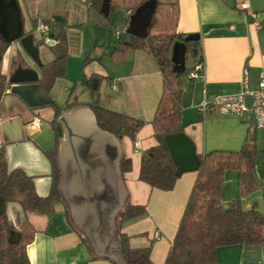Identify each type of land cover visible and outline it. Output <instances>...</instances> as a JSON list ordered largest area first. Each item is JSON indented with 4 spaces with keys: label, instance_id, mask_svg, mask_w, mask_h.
I'll return each instance as SVG.
<instances>
[{
    "label": "crops",
    "instance_id": "obj_1",
    "mask_svg": "<svg viewBox=\"0 0 264 264\" xmlns=\"http://www.w3.org/2000/svg\"><path fill=\"white\" fill-rule=\"evenodd\" d=\"M18 1L23 36H31L38 54L33 56L18 39L10 42L4 55L0 69L8 85L0 98V147L6 150L8 169H23L32 176L39 196H47L52 187L51 163L44 148L49 144L47 129L55 136L52 122L57 106L73 103L58 118L62 198L55 211H25L20 203L7 202L6 215L12 226L18 225L21 233L27 224L35 229L27 246L31 264H125L121 233L128 236L131 248H150L153 263L166 264L200 158L216 150L240 151L249 137L259 149L257 188L243 198L240 172L228 169L221 206L228 210L242 199L245 208L255 206L264 212V128L254 125L250 112L221 114L211 108L203 115L199 110L204 100L241 92L245 69L250 86L258 85L264 67V0H163L179 5L178 33L200 36L198 55L187 59L185 67L190 70L197 62L204 65L198 77H191L188 70L177 78L184 139L177 141L176 148L185 170L169 191L139 179L144 153L157 144L152 121L163 92V73L146 50L133 49L122 60H113V51L127 46L123 27L127 13L117 8L108 25L90 18L87 0ZM57 17L65 21L69 41L66 74L56 79L49 92L42 87L53 103L30 106L11 92V86L41 84V66L54 59L51 46L57 43L49 45L38 25L48 23L57 40ZM255 22L262 26L258 28ZM117 28L125 29L122 38ZM95 74L103 77L97 98L102 107L145 121L135 140L98 126L90 106L95 96L82 82L84 76ZM123 157L132 162L126 173L121 169ZM128 205L144 207L145 212L121 221ZM210 264H264V245L221 246L217 261Z\"/></svg>",
    "mask_w": 264,
    "mask_h": 264
},
{
    "label": "trees",
    "instance_id": "obj_2",
    "mask_svg": "<svg viewBox=\"0 0 264 264\" xmlns=\"http://www.w3.org/2000/svg\"><path fill=\"white\" fill-rule=\"evenodd\" d=\"M147 0H87L89 15L93 21L110 24L117 8L127 16L123 27L130 23L129 10L135 11ZM179 5L173 2L157 0L147 35L133 36L132 45L116 49L112 53L114 61H120L133 49L150 52L156 59L163 73V92L157 106L152 124L157 144L148 149L143 157L139 179L152 188L169 191L175 188L180 175L177 164L171 154L167 137L183 133L181 90L177 78L189 69L177 71L173 68L172 53L175 43L185 42L186 60L198 55L200 39L187 40L189 35L177 32ZM59 27L55 36L57 44L51 46L54 59L41 66L39 82L49 92L55 81L66 74L69 41L65 21L54 20ZM10 43L0 36V66ZM88 59L84 60L83 65ZM103 77L95 74L84 76L82 82L92 91L95 101L90 104L98 126L117 137L128 136L135 140L145 121L102 107L98 101ZM7 77L0 69V98L6 91ZM73 105L57 106L52 122L55 131L53 147L47 151L51 163L52 187L45 197L36 192L34 178L23 169H8L6 150L0 147V194L7 202H18L25 211L51 214L61 200V169L58 163L60 135L57 132L58 118L62 110ZM259 149L252 138H248L240 151L216 150L200 158L198 175L192 189L178 233L169 253L166 264H210L217 261V249L225 245L252 244L264 245V212L253 206L245 208L242 199L234 201L231 209L221 206V187L224 173L235 169L241 175L242 197L250 195L256 188L255 166ZM132 167L130 158L123 157L121 169L129 172ZM145 212L144 207L128 205L121 213V221H126ZM14 227L7 219L6 212L0 217V264H31L27 246L33 241L35 229L32 225L24 226L16 241L11 237ZM121 251L125 264H155L150 257V248H131L128 236L120 234Z\"/></svg>",
    "mask_w": 264,
    "mask_h": 264
},
{
    "label": "water",
    "instance_id": "obj_3",
    "mask_svg": "<svg viewBox=\"0 0 264 264\" xmlns=\"http://www.w3.org/2000/svg\"><path fill=\"white\" fill-rule=\"evenodd\" d=\"M108 1V0H106ZM157 0H147L139 8H137L134 13L130 16V23L126 30L127 34L125 36L126 45H132L133 36L145 37L149 25L152 21V16L156 9ZM57 20H60L57 17ZM24 35V25L23 17L21 12V7L18 0H0V36L6 41L13 42L20 39L24 47L30 52L33 56L37 57L38 51L34 48L31 41L30 35ZM52 37L54 34H51ZM199 35H189L187 40L199 39ZM49 44V43H48ZM172 61L174 63L173 68L177 71H183L186 67V44L185 42H177L174 45L172 53ZM18 79V78H16ZM37 76L35 80H37ZM11 80H15L11 78ZM11 92L19 95L23 100H25L30 106H39L48 103H53L48 94L43 90L42 85L39 83L33 84H16L11 86ZM248 106H250V98L246 99ZM45 127V126H43ZM48 134L49 144L44 146L45 150L51 148L53 142V131L52 129H47L46 135ZM183 134L177 133L167 137V143L169 148L172 151L173 158L176 162L179 163L177 167V174L180 175L185 167L181 162L179 153L177 152V141L183 140ZM51 143V144H50ZM200 163H197L196 168H199ZM7 210V201L0 194V217ZM21 235L20 230H14L11 237L12 241H16L17 238Z\"/></svg>",
    "mask_w": 264,
    "mask_h": 264
},
{
    "label": "built area",
    "instance_id": "obj_4",
    "mask_svg": "<svg viewBox=\"0 0 264 264\" xmlns=\"http://www.w3.org/2000/svg\"><path fill=\"white\" fill-rule=\"evenodd\" d=\"M134 11H128V15ZM256 17V14H253ZM256 26L260 28L262 25L255 22ZM38 30L41 32L43 39L49 45L56 44L57 40L51 35V26L48 23H40ZM125 29L117 28L116 34L120 38L123 37ZM203 62H197L189 71L191 77H198L203 71ZM250 98V106H248L246 99ZM211 108H217L221 114H236L242 115L245 112H250L253 123L258 128H264V67L260 72V80L256 87H251L249 82V74L245 69L243 78V90L234 94H222L215 96L212 99L204 100L199 105L200 112L205 115ZM39 123V121L37 122ZM40 124V123H39ZM264 187V181H263ZM14 230H20L19 226L14 224ZM75 264V263H71Z\"/></svg>",
    "mask_w": 264,
    "mask_h": 264
},
{
    "label": "rangeland",
    "instance_id": "obj_5",
    "mask_svg": "<svg viewBox=\"0 0 264 264\" xmlns=\"http://www.w3.org/2000/svg\"><path fill=\"white\" fill-rule=\"evenodd\" d=\"M68 53H69V52H68ZM68 57H69V54H68ZM188 60H190V56H189ZM81 68H82V64L80 65V70H81Z\"/></svg>",
    "mask_w": 264,
    "mask_h": 264
}]
</instances>
